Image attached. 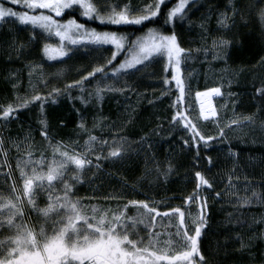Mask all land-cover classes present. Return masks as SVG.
I'll use <instances>...</instances> for the list:
<instances>
[{"label":"trees","instance_id":"obj_1","mask_svg":"<svg viewBox=\"0 0 264 264\" xmlns=\"http://www.w3.org/2000/svg\"><path fill=\"white\" fill-rule=\"evenodd\" d=\"M236 1V10L240 13L225 30L219 25V11L227 7L228 0H187L184 19L177 17L170 24L164 22V17L179 0H166L160 16L139 26L100 24L95 19L87 20L79 11L71 15L66 11L64 16L55 17L47 10H37L53 15L61 23L75 18L87 29L125 36V51L113 62L117 66L123 62L129 45L144 37L150 29L163 35L174 33L180 45L190 50L182 65L184 107L190 106V119L205 136L217 135L221 127L225 131L222 142L212 141L207 150L201 145L198 154L191 143L187 147L183 144V140H191L190 135L170 123L175 111L171 102L178 93L174 82L167 86L163 83L172 72L166 60L146 61L150 66L139 65L143 71L119 81L113 79L105 83L97 74L83 82V91L79 86L69 89L66 85L87 75L94 67L107 64L112 55L111 46L77 44L75 48L65 43L63 48L68 55L48 60L44 54L45 45H49L44 39L47 33L21 26L14 18L0 21V140L3 141L0 146L4 152L12 143L16 146L4 163L0 155V200L10 190V173L24 202L23 222L36 232L43 226L46 234L51 235L60 217L55 212L45 218L37 210L50 203L41 192L35 191V206L27 203L20 174L26 157L52 161L59 157L58 152L54 155L57 147L70 155L80 154L92 160V165L80 173L81 182L74 179L77 174L74 166L64 169V182L72 185L70 198L79 201L82 211L88 215H92L93 208L109 211L112 215L128 204L125 218L136 217L137 208L129 202L144 199L154 202L160 210L187 207L190 213L198 214L197 205L186 206L184 200L197 190L195 173L200 171L213 184L211 190L199 189L208 197L207 228L201 237V250L209 258V264H264V99L257 95L258 89L264 88V22L259 16L264 0ZM0 3L23 10L9 0H0ZM91 3L101 13L113 8L120 10L125 5L129 13H134L154 4V0H91ZM225 40L228 41L226 48L221 45ZM35 62L45 66V77L28 91L26 70ZM219 62L229 71L231 86L237 94L236 109L244 122L239 129L201 121L196 107L194 94L211 86L203 79L205 67ZM187 69L197 72L186 76ZM98 84L105 88L127 85V89L105 90L101 93L103 98L98 99ZM34 95L47 98L42 108L40 101L33 100ZM24 102H28V107L20 109L16 119H2L4 107ZM247 117H251V121ZM42 119L47 122V141L40 135L44 127ZM89 134L97 138L90 150ZM101 140L108 143L101 144ZM113 141L117 142L115 146L126 142L127 151H122L123 159L118 162L105 158ZM98 154L99 161L96 160ZM7 163L9 168H6ZM96 164L99 168L93 166ZM164 173H168L167 176ZM56 185L51 201L54 203H58L57 195L64 194L63 185L59 182ZM214 192H220L221 196L217 198ZM110 195L118 199H106ZM244 200L249 203L245 204ZM20 220L17 217V222ZM137 231L141 236L146 235L142 224L137 225ZM156 231L166 234L174 228L158 224Z\"/></svg>","mask_w":264,"mask_h":264},{"label":"snow or ice","instance_id":"obj_2","mask_svg":"<svg viewBox=\"0 0 264 264\" xmlns=\"http://www.w3.org/2000/svg\"><path fill=\"white\" fill-rule=\"evenodd\" d=\"M9 2L23 10L17 11L10 7H4L0 3V21H5L6 17L14 18L21 26H31L32 29H40L49 36L54 35L60 39L61 47L59 48L45 45L44 54L48 60L62 59L68 55L62 46L64 41H68L72 45L111 46L109 50L112 55L106 65L94 67L87 75L77 79L73 84L66 85L67 88L79 86L83 91V82L97 74H100L99 78L105 83L107 80L113 79L119 81L143 71L144 68L138 67L139 65L148 67L151 62L166 58L167 67L172 69V72L170 78L166 76L163 83L167 86L174 82L178 93L171 102L175 111L170 123L177 128H182L190 135V141L183 140L184 146L187 147L191 143L198 154L201 145L207 150L211 148L212 141L222 142L225 138L223 127L218 128L217 135L205 136L197 124L190 119V114L184 107L186 93L181 63L183 59L188 58L187 54L190 50L180 45L174 33L163 35L150 29L144 37L138 38L129 45L127 55L123 62L118 63L117 66L113 62L117 60V56L121 52L125 51L127 40L125 36L117 32H97L95 29H87L75 18L67 19L66 23H61L54 19L53 15H46L43 11L37 12V10H47L55 17H62L66 11L70 15L79 11L87 20L95 19L100 24L139 26L160 16L161 7L165 5L166 0H154V4L148 5L146 9H137L136 12L139 14L129 13L127 5L120 10L113 8L101 13L97 11L91 0H9ZM186 6L187 0H179L176 7L167 11L164 22L166 24L173 23L177 17L183 20L186 15L184 12ZM259 16L260 20L264 22V8L259 10ZM227 19V16L222 15L220 23L227 26ZM34 38L35 36H33ZM221 45L226 48L228 41H222ZM146 61L150 63L146 64ZM109 65L112 67L109 68ZM125 89H127V85L123 88H112L107 85L105 88L98 84L96 96L98 99H102L101 93L105 90L122 91ZM56 91L58 92L59 89ZM167 91L168 89L165 87V94ZM214 95H222L220 87L196 93L200 114L205 121L217 115L210 99ZM257 95L264 99V88L258 89ZM33 100L40 101L39 106L42 108L47 98L34 95ZM52 103L55 101L53 100ZM27 107L28 102L16 106L8 105L2 110V119L4 121H9L10 118L16 119L19 110ZM246 119L251 121L252 118L247 117ZM239 123L238 119H233L228 127L234 124L239 125ZM41 124L44 127L40 135L47 141L49 134L46 120L42 119ZM80 127H84L83 123ZM96 139L95 136L89 134V150L92 142ZM2 143L3 141L0 140V144ZM107 143L108 141L101 140V144ZM125 143L115 146L117 142L113 141V146L105 158H113L114 162L123 159L122 151H127ZM56 152L62 159L58 161L53 159L48 165L47 171L37 172V169L33 167L29 175L21 169V176L24 178L23 195L27 196V203L35 206L36 189L48 191L50 203L47 207L37 210L45 218L56 211L60 219L55 221L51 235L46 234L43 226L40 227L39 232H36L23 222L24 202L21 196L15 195L13 198L6 199L4 203L0 204V229L7 228L11 234L6 239L0 240V264H209V258L201 250V237L205 234L204 229L207 228L208 197L199 189L205 187L211 190L213 184L200 171L195 173L197 190L184 200L186 206L196 204L199 209L197 216L190 217V223H186L185 219L186 210L190 215V209L187 207L185 209L173 207L160 210L154 202L148 199L129 202L130 205L137 208L138 215L136 217L125 218L128 204L124 205L122 211L112 215H109V211L96 208L92 209V215H88L82 211L79 201L70 198L72 185L64 182V169L68 165H73L77 173L74 179L76 182H81L80 173L92 165V160L80 154L70 155L67 151H60L58 147L54 149V155ZM100 159L101 156L96 155V160ZM207 159L211 164V157L209 156ZM36 163L43 165L44 161L41 158ZM93 166L99 168V164ZM168 171L170 172L171 169ZM167 174L164 173L165 176ZM56 182L63 185L64 193L62 197L56 196L58 203L51 202V192L57 186ZM213 194L217 198L221 196L220 192ZM106 199H118V197L110 195ZM243 202L249 203L247 200ZM60 209L63 211H59ZM17 217L21 218L19 222H17ZM138 224L144 226L145 236H141L137 231ZM158 224L161 226L168 224L174 228V231L166 234L156 231ZM162 235L167 236L163 241H161Z\"/></svg>","mask_w":264,"mask_h":264},{"label":"rangeland","instance_id":"obj_3","mask_svg":"<svg viewBox=\"0 0 264 264\" xmlns=\"http://www.w3.org/2000/svg\"><path fill=\"white\" fill-rule=\"evenodd\" d=\"M228 1H229V3L227 2V7L219 11V13H220L219 25H220V27H222L223 30L229 28L231 26V24L233 23L234 19L236 17H238V13H240V11L237 12V10H236L235 5H236L237 1L236 0H228ZM222 15L228 17L227 22H226L227 26H223L220 23ZM44 39H46L48 41V44L53 46V47L59 48L61 46L60 39L54 35L49 36L48 34H45ZM65 43H67L68 46L71 45L68 41H64L62 46H64ZM74 47L77 48V45H75ZM163 59L166 60V58H163ZM184 60L185 59H183L182 63H181V70H182V65H183ZM32 69H35V71H32ZM45 70H46L45 66L42 67L40 65V63L38 64L36 62L27 66V70H26L27 74L26 75H27V79H28V82H27V90L28 91H31V89H34L36 87V85L39 83L38 81H40L41 77H45ZM196 72H193V70L187 69L185 75L188 76V75H191V74L196 73ZM182 77H184L183 76V70H182ZM203 77H204L203 79H204L205 83L210 84L211 86L209 88L202 90V91H199V92L210 90L214 87H220L222 95H220V96L214 95L210 98L212 101V106L214 107L217 115H216V117L210 118L208 121H205L200 114L199 101L196 99V93L194 94V100L196 102V107H197L201 121L213 122L217 127H220L221 123L224 124L225 126H228L229 123L233 119H238L240 122L239 125L234 124V125H232L231 128H233V129L241 128L243 126L244 122H242L243 120L239 119V116L237 113V109H236V107H237V94L234 92V90L231 86L230 73L227 70V68L224 65H222L221 62H219L218 64L217 63H211L205 67ZM225 86H226V88H225ZM187 111L191 112L190 106L187 107ZM11 120H13V119H11ZM19 146H20V144L18 145V147ZM14 147H16V146H14V144L12 143L9 146V149H5V152H4L2 150V146H0L1 161L3 163L6 160V156L10 153V151ZM60 151H63V150L60 149ZM5 153H6V155H5ZM54 159L58 161V160L62 159V157L59 156V157H56ZM28 161H30V162L21 164V169H23V171L29 175L31 174V169L33 167H35L37 169V172L47 171L48 165H50L52 162V161H50V159L49 160H43L44 161L43 165H40V164L36 163V161H38L37 159H34V158L30 159L29 156H28V158L27 157L25 158V162H28ZM68 166H73V165H68ZM9 167H10V165H9V163H7L6 168H9ZM8 177L10 180V183H9V189L10 190H8L9 192H8L7 196L4 199L0 200V204L4 203L6 199L13 198L15 195H19L17 193L18 192L17 185L15 184V181L13 180V175L9 173ZM20 179H21L22 189H23L24 178L21 176V174H20ZM35 191L41 192L42 194H40V195L41 196L45 195L46 201H50L48 191H45L43 189H36ZM53 193H56V192L53 190L51 192V196ZM38 197H39V195H38ZM37 209H39V207H37ZM55 212L56 211H54L53 213H55ZM53 213H51V214H53ZM197 215H198L197 213H190V215H189V212H186L185 213L186 223H190V217L191 216H197ZM45 224H47V223H45ZM3 229L5 231L4 233L0 229V240H4V239H6V237L8 235H10V232L7 228H3ZM166 238H167L166 235L164 237L161 236V241H163ZM262 238L264 239V229H263V233H262Z\"/></svg>","mask_w":264,"mask_h":264}]
</instances>
